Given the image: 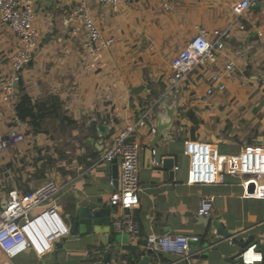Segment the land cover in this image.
I'll use <instances>...</instances> for the list:
<instances>
[{
    "label": "crops",
    "instance_id": "0c3cea01",
    "mask_svg": "<svg viewBox=\"0 0 264 264\" xmlns=\"http://www.w3.org/2000/svg\"><path fill=\"white\" fill-rule=\"evenodd\" d=\"M31 1L38 11L36 24L41 34L49 31L51 6L70 17L68 4L71 0ZM238 1L170 0L169 9L158 0L136 1L142 33H148L150 41L143 39L139 45L148 52H145L148 58L131 76L126 74L129 71L126 66L115 77L112 74L98 75L95 71L99 68L105 69L104 72L113 70V59H105L103 54L97 58L91 53L80 58V52L77 58L75 55L71 58L70 53H65L71 50L72 54H77L71 43L40 47L35 60L23 71L20 85L33 100L59 97L63 115L77 122V125H69L79 129L74 133L77 139L72 140L77 149L69 159L60 158L57 164L62 172H57L55 179L46 172V178L42 180L33 178L30 173L12 172V164L15 167L17 161L21 162L19 158L26 154V139L0 153V198L15 188L29 192L49 179L64 186L58 197L63 206L59 205V212L53 218L56 235L52 246L44 253L32 248L13 259L0 254V262L103 264L106 255L112 253L113 264H130V259L140 264L139 253L121 248L126 233H117L112 227L104 235L68 238V216L79 198L86 204L109 205V196L120 183L119 179L116 183L112 177V163L99 162L100 158L114 137L147 109H151L152 117L136 134L144 150L139 165L140 206L133 211L141 224L143 238L135 242L128 235V242L138 246L141 257L147 256L150 264H242L238 257L239 248L231 239L218 237L213 229L207 232L200 223L197 209L206 194L215 196L211 218L220 219L228 229L236 231L237 238L253 235L259 246L264 243V199L248 197L236 177L228 176L223 184L200 180L201 164L206 159L217 162L218 172H221V169L226 170L225 160L229 155L240 152L247 144H264V0H252L251 8L234 23L237 16L233 6ZM228 27L231 28V38L217 61L196 71L182 87L167 91L164 77L170 71V63L198 29L214 32ZM170 35L177 37L172 47L167 42ZM18 44L16 37L0 20V51L5 55L11 48L14 51ZM162 58L168 59L164 72L160 69V64L164 63ZM229 64L235 68V74L230 77L222 75L225 90H217L206 97L209 78L225 71ZM8 69L5 60L0 71ZM191 113L208 122L210 127L218 124V133L210 135L203 125L195 127ZM63 123L68 125L66 121ZM194 127L196 138L193 140ZM14 129L25 134L31 130L30 136L35 140H42L45 136L49 138V144L54 141L43 128L35 134L31 125L21 122L15 105L0 103V132L8 133ZM81 132L83 137H79ZM67 154L71 151L68 150ZM166 158H173L172 176L164 168ZM1 170L4 175L8 174L5 178L8 185L6 180H1ZM111 208L113 219L118 211ZM153 232L198 236L202 242L191 244L185 256L149 252L144 238ZM111 239H114L112 244L109 243Z\"/></svg>",
    "mask_w": 264,
    "mask_h": 264
},
{
    "label": "built area",
    "instance_id": "2783aa9c",
    "mask_svg": "<svg viewBox=\"0 0 264 264\" xmlns=\"http://www.w3.org/2000/svg\"><path fill=\"white\" fill-rule=\"evenodd\" d=\"M63 1V0H59ZM90 0H71L70 20L73 21V33L80 36L89 53L108 49L113 43L112 37L106 36L96 20L89 14ZM100 3L118 8L138 0H98ZM164 8L171 7L170 0H158ZM252 6V0H240L233 6L237 16L234 23ZM38 11L31 0H0V20L9 28L18 40V47L7 57L0 55V66L7 60L9 69L0 71V103L14 104L17 101L25 68L34 61L40 48L41 32L37 27ZM244 29V26L241 25ZM231 38V28L210 32L199 28L195 36L172 59L170 71L165 75L167 91H175L187 82L196 71L210 67L218 59ZM235 74V68L229 64L225 71L209 78L205 96L213 95L217 90L226 88L222 75ZM152 117L151 109L144 111L133 123L122 129L113 139L99 162L120 164L119 187L109 196V205L118 212L112 220V228L117 233H126L139 242L142 238L140 222L134 210L140 206L139 165L143 145L136 134ZM26 134L17 130L0 132V153L23 142ZM201 148V147H200ZM203 148L200 149L202 153ZM156 154V151H153ZM210 163V164H209ZM226 170L218 172L216 163H202L200 180L204 183L223 184L228 176L239 178L248 197L264 199V144H247L240 152L229 155ZM212 168V172L209 170ZM114 184V182H111ZM211 184V183H210ZM64 186L54 179H49L40 187L29 192L12 189L0 198V254L13 259L35 248L44 253L51 246L56 231L53 218L59 212L58 197ZM215 196L206 194L200 200L197 215L211 214ZM36 211H39L36 213ZM145 248L149 252L167 253L185 256L191 243L198 242V236L172 233H150L145 236ZM239 259L242 264H264V253L257 243L246 248ZM9 264V262H0Z\"/></svg>",
    "mask_w": 264,
    "mask_h": 264
},
{
    "label": "rangeland",
    "instance_id": "374dc122",
    "mask_svg": "<svg viewBox=\"0 0 264 264\" xmlns=\"http://www.w3.org/2000/svg\"><path fill=\"white\" fill-rule=\"evenodd\" d=\"M54 8L53 6L49 8L52 13L48 20L50 24L49 31L45 32V34H41L42 37L40 47L44 46L45 44L48 45L71 43L75 48V50L73 49V51H76L77 54H72L71 50L65 51V53H70L69 57L71 58H73V55H75V58H77L78 52H80V58H85L90 53H88V50L85 49L81 37L74 35L73 21L69 19L70 17L68 15L64 16L61 9L53 10ZM137 10V2H133L132 4H129L127 6L112 8L100 3L98 0L89 1V14L96 20L103 33H106L105 35L108 34L113 36L114 39V43L108 49L93 53V55H91L98 58L100 54H103V58L105 57V59H113V70L111 72H104L105 69L103 70V68H99L95 71L98 75L104 76L112 74L115 77L117 76V72H119L122 67L124 69V67L126 66L128 67L129 71L128 73H124L131 76L133 75V72L136 71L135 69L137 68V66L142 65L141 63L145 61V58H148L145 56L146 51L142 50V47L140 48L139 45L142 44L143 39L145 42H147V39H149L150 41V38H148V33H142L141 24L139 23V19L137 17ZM39 12V14L42 15L41 11ZM173 37L176 36L170 35L167 41L170 47H172L177 40V37ZM83 48L87 51L88 54H85ZM39 50L40 48L38 49V51ZM11 51H13V48L9 49L8 53H11ZM61 52L62 51H58V53ZM3 53L4 51H0V55H3ZM146 53L148 54V52ZM56 57L59 58V55H56ZM165 58H162V61L164 63L160 64V69L163 72L167 70L166 67L168 59ZM151 59H153V57H151ZM239 114H237V117L239 116ZM199 120V126L203 125L208 134L214 135L218 133L220 129V126L218 124L210 127V124L208 122H204L200 118ZM241 122H244L242 118ZM43 129L47 134L51 135L52 139H54L53 143L49 144V138L45 136L42 140H35L34 137L30 136L32 131H26L27 142H25L24 145H26L28 148L24 149L26 154H23V156L19 158V161L21 162L18 163L17 161L15 167L14 164H12L13 166L11 169L13 173L14 170L16 174L30 173L33 178L42 180L45 177V173L50 172L49 175L53 176L55 179L57 172H62L60 170L62 169L61 166L58 167L57 164L60 158H65V160H67L69 159L70 155L74 156V153L77 149V144H75L76 142H73L72 140L77 139V136L75 137L74 133L79 129H74V127L65 125L58 117H48V119L43 123ZM79 137H83V132H81V135ZM68 150L71 151V154H67ZM15 152H18L17 149L15 150ZM28 156L33 157L28 159ZM3 172L4 171L1 170V180L4 181L6 180L5 178L8 177V174L6 173L7 175H4ZM9 181L11 182V179H9ZM5 182L6 185H8V180H6ZM61 206H63V204H61ZM61 215L65 218L64 213H62Z\"/></svg>",
    "mask_w": 264,
    "mask_h": 264
},
{
    "label": "water",
    "instance_id": "95a60500",
    "mask_svg": "<svg viewBox=\"0 0 264 264\" xmlns=\"http://www.w3.org/2000/svg\"><path fill=\"white\" fill-rule=\"evenodd\" d=\"M164 168L170 171L171 176L173 175L174 161L173 158H166L164 161ZM112 177L115 182L119 179V165L117 160L112 163ZM200 223H202L207 232L214 230L218 237L223 239H231V242L238 246V257L241 253L255 243L254 236L249 235L244 238H237V232L228 229L225 224L218 218H211V214H205L198 216ZM70 224V235L68 238H78L80 236L94 235V234H107L111 231L112 227V208L110 205H99L98 203H84L80 198L76 204L74 210L69 213L68 216ZM114 239H111L109 243H113ZM119 240V237H117ZM202 239L198 242L201 243ZM191 243V244H193ZM258 244V243H257ZM260 244V242H259ZM261 250L264 252V243H261ZM123 250L131 251L134 254H138L140 259V264H150L147 256L141 257V251L138 250L137 245H132L128 242V234L124 237L123 245L121 247ZM103 264H113L112 263V253H108L103 261Z\"/></svg>",
    "mask_w": 264,
    "mask_h": 264
},
{
    "label": "trees",
    "instance_id": "16d2710c",
    "mask_svg": "<svg viewBox=\"0 0 264 264\" xmlns=\"http://www.w3.org/2000/svg\"><path fill=\"white\" fill-rule=\"evenodd\" d=\"M22 83L23 82H21L20 84L22 85ZM13 105H15V111L19 120L23 123H28L29 125H31L33 128L32 130L35 134L42 131L43 122L48 117H58L63 122L66 121L68 125H77L76 121H73L67 116L63 115L61 109V101L57 96H51L46 99L33 100V98L28 95V93H26L21 86V92H19L17 101ZM190 118L195 127L199 125L200 120L198 116L191 113ZM195 127L192 131L193 140L196 138ZM130 264H135V262L130 259Z\"/></svg>",
    "mask_w": 264,
    "mask_h": 264
}]
</instances>
